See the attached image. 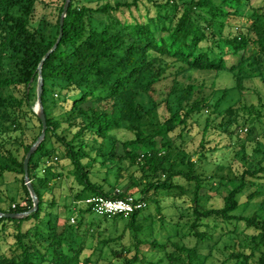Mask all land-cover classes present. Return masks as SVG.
<instances>
[{
    "label": "trees",
    "instance_id": "1",
    "mask_svg": "<svg viewBox=\"0 0 264 264\" xmlns=\"http://www.w3.org/2000/svg\"><path fill=\"white\" fill-rule=\"evenodd\" d=\"M66 1L0 0L3 213L34 206L39 65L62 30L29 162L39 205L0 217V264H264V0H70L62 23ZM123 179L140 207L85 201L126 198Z\"/></svg>",
    "mask_w": 264,
    "mask_h": 264
},
{
    "label": "rangeland",
    "instance_id": "2",
    "mask_svg": "<svg viewBox=\"0 0 264 264\" xmlns=\"http://www.w3.org/2000/svg\"><path fill=\"white\" fill-rule=\"evenodd\" d=\"M226 82L225 79H221L220 80V84L221 85H224ZM171 83H172V78L169 77L167 80L159 83L156 88L154 89V91L152 92V96H149V95H146V94H142L139 96V101L142 102L144 104V106L146 108H149L153 105V99H157V100H162L165 96H166V93L169 91L170 89V86H171ZM37 104V100H35L34 102V107L36 106ZM244 122V117H242L240 119V123L243 124ZM134 133L132 131H129V130H123L122 132L118 133V136L121 138V139H127V138H131L133 137ZM243 136H246L245 134H243ZM119 151H122V147L121 145H119ZM232 152H228V154H222V153H219L218 155H216L215 157H213L214 159L216 160H219V161H227L226 159L230 158L232 156ZM195 159L197 157H194ZM202 164L205 166V169L208 171V172H212V171H215V166L212 165V164H209V163H205V162H202ZM223 173H227L228 172V168L226 169H222ZM119 188V189H118ZM121 190L122 192H127L129 196H132L131 194L138 190L139 188L138 187H135L134 185H131L130 184V180L128 179H123L122 182H121V185H116L115 186V190ZM203 194H205V196H211L213 193L212 192H209L207 191V189H203ZM63 198V197H62ZM216 204L218 203V199L217 198H212L211 200L209 199V201H206V205H211V204ZM77 206H74V208H76ZM257 208V205L255 202H252L251 204L247 205L245 208L244 206L240 208V210L244 213V214H247V215H251L254 210ZM60 211L63 212L64 211V207L61 206L60 207ZM150 213L152 214H156V209L155 207H153V205L150 207ZM173 214V211L172 209H169V208H165L163 209V211L161 213H158L157 214V218L159 219L161 216H163L164 214ZM76 221V220H75ZM73 218L71 220V223H73ZM145 224L146 221H145ZM159 226V223L157 224V227ZM217 256H220V254H216L215 257H212L211 260L213 259V261L215 262V264L218 263V257Z\"/></svg>",
    "mask_w": 264,
    "mask_h": 264
},
{
    "label": "water",
    "instance_id": "3",
    "mask_svg": "<svg viewBox=\"0 0 264 264\" xmlns=\"http://www.w3.org/2000/svg\"><path fill=\"white\" fill-rule=\"evenodd\" d=\"M69 4H70V0H67L66 4L64 6L63 14H62V19H61L62 23H63L64 17L67 14V11H68V8H69ZM61 36H62V30H61V33H60V35L58 37L57 42L54 44V46L51 48V50L49 52H47V54L45 55V57L43 58V60L41 61L40 65H39V81H38V88H37V104L34 107V110L39 115V117L41 118L43 127H42V132H41L40 136L38 137L36 142L32 145V147L29 149V151H28V153H27V155L25 157V160H24L25 182H26V184H27V186L29 188V191L31 193L32 199L34 201V206L29 211L23 212V213H15V212L14 213H12V212L3 213V212H0V217H2V216H6V217L10 216V217H18L19 218V217H23V216H27V215L31 214L33 211L37 210V208H38L39 198H38V195H37L36 190L34 188V185H33L32 181L30 179L29 162H30V159H31L32 155L36 151L37 147L44 140V138L46 136V131H47L46 115H45L44 108H43V105H42V93H43L42 65H43V61L50 55V53L52 51H54L57 48L58 43H59V41L61 39Z\"/></svg>",
    "mask_w": 264,
    "mask_h": 264
},
{
    "label": "built area",
    "instance_id": "4",
    "mask_svg": "<svg viewBox=\"0 0 264 264\" xmlns=\"http://www.w3.org/2000/svg\"><path fill=\"white\" fill-rule=\"evenodd\" d=\"M87 203H94L99 213H129L141 206L136 203L133 196L126 198H105L103 196H91L85 200ZM74 221V219H73Z\"/></svg>",
    "mask_w": 264,
    "mask_h": 264
}]
</instances>
